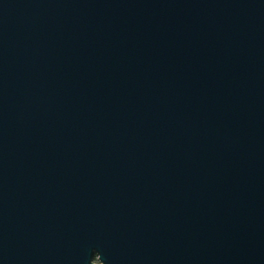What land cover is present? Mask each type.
Returning <instances> with one entry per match:
<instances>
[{
	"label": "water",
	"instance_id": "obj_1",
	"mask_svg": "<svg viewBox=\"0 0 264 264\" xmlns=\"http://www.w3.org/2000/svg\"><path fill=\"white\" fill-rule=\"evenodd\" d=\"M0 264H264V0H0Z\"/></svg>",
	"mask_w": 264,
	"mask_h": 264
},
{
	"label": "flooded vegetation",
	"instance_id": "obj_2",
	"mask_svg": "<svg viewBox=\"0 0 264 264\" xmlns=\"http://www.w3.org/2000/svg\"><path fill=\"white\" fill-rule=\"evenodd\" d=\"M95 262H96V263L98 262L97 257L95 258Z\"/></svg>",
	"mask_w": 264,
	"mask_h": 264
}]
</instances>
